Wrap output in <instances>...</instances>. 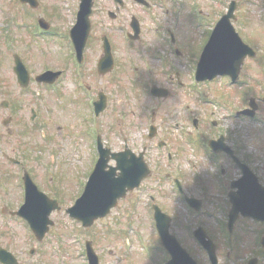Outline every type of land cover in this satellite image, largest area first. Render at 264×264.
<instances>
[{"label":"flooded vegetation","instance_id":"obj_1","mask_svg":"<svg viewBox=\"0 0 264 264\" xmlns=\"http://www.w3.org/2000/svg\"><path fill=\"white\" fill-rule=\"evenodd\" d=\"M45 1L16 0L15 14L6 18L5 29L0 26V143L13 139L15 145L0 146V178L4 171L9 173L5 190L0 185V196L8 187L13 189L10 168L30 170L26 162L34 158L36 149L42 150L44 145L38 148L34 142L37 131L47 152L54 139L72 134L75 127L80 143L84 148L87 145L78 180L67 175V182L76 187L72 197L82 193L99 149L110 158L105 170L116 167L119 158L126 167L143 160L150 173L118 200L116 207L124 204L126 210L115 212L110 221L114 226L104 222L111 211L88 227L77 221L75 232H65L55 226L54 215L65 214L66 206L51 213L53 224L39 237L14 215L17 226L0 228V248L11 251L16 264H264V221L231 211L234 198L258 201L255 182L264 186V175L245 154L235 133L223 127L221 113L229 109L233 96L229 116L244 117L238 113L248 106L243 105L244 87H252L255 81L250 74L244 77L245 64L257 61L254 43L260 36L254 33L256 29L248 30L251 20L240 13L242 8H259L264 23V0L236 2L233 25L256 55L246 57L234 82L226 75L200 81L195 77L199 58L228 0H219L224 8L219 13L209 0H91L90 27L88 32L83 26L77 30L76 46L70 32L83 0L72 2L69 22ZM40 17L49 22L42 32L35 27ZM10 32L13 50L8 58L3 46ZM37 52L46 53L49 61L34 65ZM21 64L28 81L19 73ZM45 70L50 71L47 79L37 80ZM121 77L124 87L117 83ZM120 89L124 102L114 99ZM249 97L256 99V118L264 107V93ZM170 98L172 102L165 103ZM96 101L104 107L98 114L89 105ZM77 102L85 104L87 113L74 108L75 125L69 123V108ZM123 105L124 116H118L123 123L120 130L113 127L112 118L103 122L105 111L119 115L117 109ZM53 155H49L52 161ZM112 173L119 175V171ZM13 193L17 195L15 189ZM143 198L147 211L130 210L138 208ZM56 199L60 205L62 197ZM154 203L159 207V234ZM5 211L1 206L0 213ZM132 212L138 219L133 224L128 220ZM87 246L92 250L90 258ZM51 256L55 261L51 262Z\"/></svg>","mask_w":264,"mask_h":264},{"label":"rangeland","instance_id":"obj_2","mask_svg":"<svg viewBox=\"0 0 264 264\" xmlns=\"http://www.w3.org/2000/svg\"><path fill=\"white\" fill-rule=\"evenodd\" d=\"M212 4V6H214V8L216 9L217 13L224 11V8L219 4V0H209ZM72 2L74 3L75 0H46L45 3L46 5H51V6H56V8L58 9V11L62 14H64L66 17H64L62 14H60V17H62V19L67 20V22L70 21L71 19V13H70V9H71V4ZM16 0H0V26L3 27L5 29L8 19L6 20V18L13 16V14H15L16 12ZM21 9V8H20ZM242 8L241 9V13L240 14H244V16H246L247 18H249L251 20V23H249V27L248 30H255L257 31L254 32L255 34H258L260 36V40L255 44V46L257 45L258 50H259V56H258V61L252 62V61H248L245 64V70H244V77H246L247 75H252V77L254 79L257 78H261V82L262 84L264 83V73L260 68L264 67V23H262V21L259 18V13L261 12V9L256 8ZM213 11V7L211 9ZM264 14V12H263ZM12 28V27H11ZM23 31V30H21ZM12 32V36H14L15 31H11ZM10 32V34H11ZM5 37V36H4ZM39 44H41V41H39ZM13 42L10 43V46H7L6 41L4 40V46H3V51L5 53V56L8 55V58H10L11 56V52L13 50ZM42 48V47H41ZM6 59H4L5 61ZM34 65H42V64H46L49 61V56L44 53L42 54L41 52H37L35 56H33L32 59ZM38 67V66H37ZM40 67V66H39ZM121 75V74H120ZM122 76V75H121ZM256 81V80H255ZM253 81V82H255ZM118 84H120L122 87H124V82L123 79L121 77L120 80L117 81ZM252 89L255 90V92L259 93L260 95H262V93H264V84L261 86H257L255 83L252 84ZM102 87V89L104 91L107 92V87L104 86V84L100 85ZM72 87H69V96L72 97V91L71 90ZM73 89V88H72ZM116 89H118L116 87ZM42 91V90H41ZM228 92H232L231 88H228ZM244 92H247L246 89L244 88ZM248 95L251 93H247ZM250 96V95H249ZM115 100H122L123 102L125 101V96H124V91L123 90H118L117 91V95H115L114 97ZM173 98H170L169 100H167L165 103H170L172 102ZM196 99V98H195ZM235 98L233 99V96L231 97V100L229 101V109H227L226 111H221L222 116H224V119L222 120V125L224 128H227V130L234 132L235 134V138L240 140L242 142L243 145V149L245 154L249 155L251 157V160L253 163H256L258 165V167L260 168V172L264 175V120L262 118H264V107L261 108L260 113L257 115V119L256 120H251L248 119L247 117H242V118H232L229 116V113L231 112V104H233ZM233 102V103H232ZM248 103L244 102V106L246 107ZM76 105H74V107H70L69 110L71 111V113H69V120H70V124H75L76 122H78V119L76 117L75 114V109L79 107V110H81V112H85L87 113V109L85 107V104L83 106H79L78 102L75 103ZM78 105V106H77ZM243 106V107H244ZM195 107V111L199 112L200 109L197 106ZM59 108V107H56ZM124 108L125 106H119V109H117V111H120L119 115H115L114 113H107L105 111V113L103 114V116L101 117L103 122L105 120V124H106V120H110V118H112L113 120H115V125H113V127L116 130H120L121 126H122V121L118 118V116H124ZM111 109V108H109ZM78 110V112H79ZM53 112H55V109L53 110ZM55 114L57 116H61V111L58 109L56 110ZM54 115V113H53ZM65 115V114H64ZM79 117V113L77 114ZM220 115V113H219ZM55 116V115H54ZM88 116V114H87ZM46 135H48V133H46ZM111 136H113L111 134ZM116 138H114L115 140ZM13 139H8L5 140L3 139L2 143H0L1 147H6V146H15L12 143ZM118 144L119 140H115ZM36 143V147L39 148L40 145H44L42 146V150L38 151V149H36L35 153L32 154V156L34 157L33 159H30V161L28 160L26 162V167L29 166L30 167V173L33 176L34 181L44 189L46 190V192H61V197H62V201L60 204H62V206H67L70 204V199L72 194L75 191V188L72 184H74L73 182H67L68 177L67 175H72L74 177L75 180H78V176H79V172H77L80 169V160L81 158L87 157V145L86 148H84V146L80 143L81 140L78 137V133H77V127H75L74 130H72V134L68 135V136H63V137H57L56 139H54L53 144L51 149L48 150V152L46 151V147L45 144L43 142V140L40 137L39 132H36L35 135V141ZM82 148V151L79 150V148ZM52 150V151H51ZM51 154L53 155V161L51 160L50 156ZM48 162L51 166L47 169L46 166L41 165L43 162ZM30 164V165H29ZM11 167V166H9ZM10 169H13L12 172V181L10 182L11 187L13 189H15L17 191V195L15 193H13V189L11 191V189L8 187L6 189V191L1 192V196H0V207L4 206L6 208V212L5 214H1L0 213V228H12L14 226H17V224L14 222V218H12L11 216H9L8 214V210L9 209H13V207L16 206L17 201L20 200V188H19V179L15 178L16 175V170L19 168H16L15 166L11 167ZM18 173V170H17ZM21 174V173H20ZM55 174L56 178H58L53 186L48 183V179L47 177ZM9 176V173L7 171H4L3 177L1 176L0 178V185L3 187V189L5 190V182H7V178ZM60 177V178H59ZM5 180V181H4ZM71 180V179H70ZM66 181V182H65ZM139 194V193H137ZM133 199V197L131 198ZM22 200V197H21ZM144 202H147L146 198H143L141 203H138V208H133L130 210H137V211H147L148 207L147 205L144 204ZM126 210V205L122 204L119 208L115 209L107 218L104 222H107V224H109L110 226H114L113 224H111L110 221H113L116 216V211L119 210ZM147 216V214H146ZM144 216V217H146ZM57 220H56V218ZM136 217V213L132 212V219H128L130 221H132L133 223L135 222V220H138L135 218ZM54 219L56 221H58V223L55 225L57 227H60L61 230L63 231H67L70 232L71 230H73V232H75V227L76 225L71 222L70 220H68L67 216L62 213V211H60V214H55L54 215ZM135 219V220H134ZM146 226H149V220H148V216H147V223ZM73 227V228H72ZM150 228V227H149ZM148 228V231H149ZM69 244H70V238H69ZM73 258H75V249L73 250ZM155 259L157 258L155 255L152 256ZM55 261V257L51 256V262ZM78 261L77 259H73V262ZM54 264V262H52Z\"/></svg>","mask_w":264,"mask_h":264},{"label":"water","instance_id":"obj_3","mask_svg":"<svg viewBox=\"0 0 264 264\" xmlns=\"http://www.w3.org/2000/svg\"><path fill=\"white\" fill-rule=\"evenodd\" d=\"M22 1H28L31 4L36 3L35 0H22ZM235 5L233 4L230 8V14L232 13V10L234 9ZM91 3L88 1H85L84 8H83V14H81V11L79 12V19H78V25L83 24L85 26H89V18L88 15L90 13ZM224 15L219 23L218 28H216V31L213 33V37L210 40L209 44H207V47L205 48L203 52V56L201 60L204 62L206 58L210 61V65L215 66V71H220L221 73H227L230 74L233 78L236 77L239 66L242 63L245 55L247 53L250 54L249 48L239 39V37L236 35V33L233 31L231 27L228 25V17L229 15ZM77 25V26H78ZM46 27V25H43ZM73 35L76 39V33L75 30L73 31ZM220 35H228L226 39H224V45L221 49H219V53L217 55L213 54V44L217 41V36ZM251 55V54H250ZM220 60L219 63L212 64L213 60ZM230 68V69H229ZM215 73H212L209 75V77H212ZM200 75V72H199ZM245 113L253 114V110L245 111ZM105 162H103L104 166ZM102 163L100 162L96 169L93 171V174L91 176L90 182L87 185L86 192H85V198H83V204H81V212H79V218H81L83 221H87L86 225L91 224L92 220L97 216H103L106 213H108L110 207L115 204V199L119 195V190H123V185L120 186L119 181L115 180L111 176L110 173H105L101 170ZM132 168V175L131 177H128L131 179L132 182H134L129 187H134V185H137L141 177H137V171H140L142 168L145 170L143 175L147 174V170L145 168V165L143 163L133 162L131 165ZM128 169V168H127ZM114 170V169H113ZM125 172L123 169L122 174ZM123 178V177H121ZM105 179H107V184L104 183ZM99 180V181H97ZM109 180V181H108ZM111 180V182H110ZM127 181L123 182L124 184ZM25 183L27 186L26 190V202L23 205L20 214H23V209L27 207L29 209L30 213H28L29 216L33 217V228L34 230L41 229L40 232L43 233L48 228V223H51L47 216L51 209L55 207V201L50 200L47 197H37L39 195V192L36 188V186L33 184L29 176H26ZM128 183V182H127ZM255 186L258 188L257 182H255ZM97 188V189H96ZM259 194L258 201L256 200H241L240 197H237L236 199H232L233 203V211L235 212L236 209L240 204H244L246 208L243 209V211H246L253 215H258L260 217H264V189L259 186ZM41 194V193H40ZM91 197L89 200L88 198ZM89 200V201H88ZM79 206V204H78ZM85 206H87L85 208ZM157 225L159 229V210L157 209ZM264 219V218H262ZM38 221H41L42 225L38 223ZM0 253H5L4 257H1L0 260L3 261L5 264H14L15 261L11 257L9 252H6L5 250H1ZM0 254V256H1Z\"/></svg>","mask_w":264,"mask_h":264}]
</instances>
